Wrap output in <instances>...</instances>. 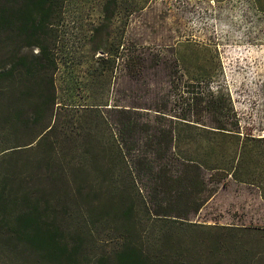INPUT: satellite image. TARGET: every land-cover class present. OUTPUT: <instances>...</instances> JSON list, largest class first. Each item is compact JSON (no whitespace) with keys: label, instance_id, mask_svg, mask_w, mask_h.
Here are the masks:
<instances>
[{"label":"rangeland","instance_id":"rangeland-1","mask_svg":"<svg viewBox=\"0 0 264 264\" xmlns=\"http://www.w3.org/2000/svg\"><path fill=\"white\" fill-rule=\"evenodd\" d=\"M57 10L39 39L55 67L44 62L31 79L21 71L12 77L18 90L25 84L31 90L10 103L27 123L8 130L6 142L24 144L50 125L47 142L88 225L86 232L81 222L87 252L77 264H98V257L111 264L110 240L121 234L143 249L153 235L147 204L114 135L111 107L152 118L154 108L166 104L168 113L180 114L189 102L192 155L228 173L218 178L216 171L207 180L206 201L173 244L161 245L159 263L172 264L178 255L183 264H264V0H59ZM31 42L23 32L2 30L0 70L19 56L37 61ZM50 79L53 106L45 102ZM219 123L229 131H216ZM40 147L2 164L18 163L25 182H33L35 171L54 162L49 143ZM41 181L35 182L56 198L64 194L60 180Z\"/></svg>","mask_w":264,"mask_h":264},{"label":"trees","instance_id":"trees-1","mask_svg":"<svg viewBox=\"0 0 264 264\" xmlns=\"http://www.w3.org/2000/svg\"><path fill=\"white\" fill-rule=\"evenodd\" d=\"M9 1L0 4V32L4 29L23 32L25 40L32 41L38 51L37 61L27 62L24 56H19L16 62L0 70V264H77V256L87 252L83 236H80L81 222L85 230L88 225L71 190L67 172L58 160V152L52 142H47L50 125H44L24 144L8 145L6 142L8 130H14L19 122H26L21 120L16 107L11 109L10 103L31 90L29 84L18 90L12 77L17 75L16 71H21L31 79L44 62L51 71L55 67L49 46L39 39L48 34L47 27L56 17L59 0ZM46 87L49 95L45 102L53 106L55 87L52 79ZM189 104L180 114L168 113L164 104L154 108L156 112L152 118L135 108L111 107L115 111L111 117L114 135L147 204L151 218L149 225L153 229L152 238L148 240L150 244L144 249L127 234L110 240L113 245V256L108 257H112L111 264H160L159 259L165 256L161 245L173 244L189 214L197 212L206 201L203 194L207 180L216 171L222 172L218 178L228 173L226 167L192 155ZM215 127L220 133L228 130L223 123ZM47 143L51 152L48 158L54 162L44 172L35 171L34 180H60L64 194L57 198L51 188L35 181L25 182V177L16 169L18 163L2 164L22 149L41 148ZM206 171H210L208 176ZM65 235H70L72 242L67 241ZM89 235L92 243L95 239ZM177 256L172 264H183ZM104 260L106 258L98 257L96 262L102 264Z\"/></svg>","mask_w":264,"mask_h":264},{"label":"crops","instance_id":"crops-1","mask_svg":"<svg viewBox=\"0 0 264 264\" xmlns=\"http://www.w3.org/2000/svg\"><path fill=\"white\" fill-rule=\"evenodd\" d=\"M226 132H228L229 130H225Z\"/></svg>","mask_w":264,"mask_h":264}]
</instances>
